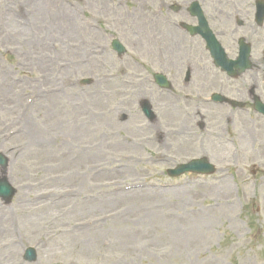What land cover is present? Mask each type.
Masks as SVG:
<instances>
[{
	"label": "rangeland",
	"instance_id": "obj_1",
	"mask_svg": "<svg viewBox=\"0 0 264 264\" xmlns=\"http://www.w3.org/2000/svg\"><path fill=\"white\" fill-rule=\"evenodd\" d=\"M194 1L225 47L249 33L251 58H261L255 0H0V154L16 190L11 203L0 200V264H264V119L247 105L200 148L151 83L171 60L173 31L184 49L201 41L180 26L197 24ZM185 51L177 91L208 97L205 75L183 83L195 58ZM247 73L235 81L237 97L257 74ZM195 105L176 108L178 119ZM200 155L216 174L168 176ZM28 248L35 262L24 260Z\"/></svg>",
	"mask_w": 264,
	"mask_h": 264
},
{
	"label": "flooded vegetation",
	"instance_id": "obj_2",
	"mask_svg": "<svg viewBox=\"0 0 264 264\" xmlns=\"http://www.w3.org/2000/svg\"><path fill=\"white\" fill-rule=\"evenodd\" d=\"M246 14L250 16V13L248 10H246ZM248 26L251 28L250 21H247ZM246 34V33H245ZM175 42H178V48L175 47ZM225 53L227 55V61H234L238 54H239V41H226L225 47L220 41ZM196 43V48H194ZM188 48L184 49L183 41H170L167 53L171 56V66H169L170 62L167 58H165V54H160L161 60L163 57L166 59L165 64H161V68H164L163 70H160L158 73H161L165 76L167 80V90L165 91L166 97H168V100L172 106H175V108H171L169 115L175 120L182 123L183 128L185 126V129L188 130V136L190 138V141H195V139H199V147L202 148V146L205 145L206 138L209 137H221L218 135L221 134L222 131H225V134H227L228 130H215L214 125L222 124L224 123L227 128L232 127L234 124L233 116L234 113L238 112V109L247 110L246 112H242L241 114H249V106L251 109L254 110V107L256 106L257 102L260 101L264 104V62H261V60L264 61V52L262 51L261 58H251V65L252 68L250 70H247L245 73L241 74L240 76L237 75V71L233 70L231 72L224 70L221 67H217L215 65V62L212 60L210 54L208 53L206 49V45L204 41H187ZM245 44H248L251 48L254 46V41H245ZM192 48H190V47ZM200 46V48L198 47ZM182 50L185 51L186 57L191 56L192 53L194 54L195 58L194 60H188L184 63V79L183 83L188 84L191 80V77L194 73V75H197V77L201 78V74L205 75L206 78H201V80L204 82L203 85H208L210 90L208 91V97L201 98V95H187L182 94L177 91V81L175 77L173 76V72L175 71L174 68L180 69L181 65V54ZM189 54H188V53ZM252 54V49H251ZM197 56H199V59L197 60ZM156 57L159 58V55L156 54ZM253 60H258L257 64L253 63ZM162 61V60H161ZM226 67L228 66L226 63H223ZM197 71V72H195ZM256 71V76L250 75V85L247 89L246 96L237 97L238 93L237 90L234 87L235 81L239 79L242 75L248 74L247 72ZM263 80V81H262ZM154 86L159 89V86L153 81ZM263 85V86H262ZM182 88V87H180ZM262 89V90H260ZM160 90V89H159ZM198 96V97H196ZM194 100H198L200 102V105H195L194 107L190 108H184V118L178 119V113L175 110L176 108H183V105L188 102H193ZM248 100L250 104H248ZM176 101L179 103L177 105ZM171 106V107H172ZM213 110V111H212ZM219 110H225L226 112L223 114L224 118L217 117L221 116L222 112ZM154 120V123L157 121ZM156 121V122H155ZM213 125V127H211ZM192 128V129H190ZM251 135L254 134V132L250 133ZM160 139L162 138V135L159 136ZM227 141V140H226ZM229 141H232L231 139H228L227 146L225 148H221V150H228L231 148L229 145ZM209 145V144H207ZM223 146V147H224ZM201 152V151H200ZM221 154V153H219Z\"/></svg>",
	"mask_w": 264,
	"mask_h": 264
},
{
	"label": "water",
	"instance_id": "obj_3",
	"mask_svg": "<svg viewBox=\"0 0 264 264\" xmlns=\"http://www.w3.org/2000/svg\"><path fill=\"white\" fill-rule=\"evenodd\" d=\"M260 5L263 6V7H261V10L259 12L260 13L259 14V21H260V24H262V22L264 20V3L260 2ZM193 9H194L193 10L194 15L199 17L200 26L197 28H191L190 27L189 31L191 32V34L196 35V34L200 33L206 39V41H215V37L210 32V30L207 26V23L203 17L201 10L199 9V7L195 6V4H193ZM114 48L119 52V54L125 53V49L123 48L122 45L119 44V42H115ZM247 61H248V58H247ZM245 62H246L245 60H242V61H238L236 63H232L231 65L232 66L235 65L238 68V70H243V63H245ZM144 104L146 106V112L149 114L150 113V110H149L150 106L148 105L147 102H145ZM259 109L264 112V107L260 108V106H259ZM0 166L2 167L3 171H5L7 169V166H8V161L1 155H0ZM187 172L212 174V173H214V169L211 165L208 164L207 160H202V161H194L187 166H181L175 171H170V174L172 176H179V175H182V174L187 173ZM15 194H16V190L12 189V187L9 185L7 177H5V176L1 177L0 178V198L3 199L4 201H6L7 203H9V202H11V200ZM25 259L29 262L36 261L35 252L33 250H28L26 252Z\"/></svg>",
	"mask_w": 264,
	"mask_h": 264
},
{
	"label": "bare ground",
	"instance_id": "obj_4",
	"mask_svg": "<svg viewBox=\"0 0 264 264\" xmlns=\"http://www.w3.org/2000/svg\"><path fill=\"white\" fill-rule=\"evenodd\" d=\"M173 35H174V37H173V40L172 41H177V39L179 38V36H178V34L177 33H174V31H173ZM137 42H140V41H137ZM175 47H176V49L178 48V42H175ZM32 130V129H31ZM225 147H227V146H224V148Z\"/></svg>",
	"mask_w": 264,
	"mask_h": 264
}]
</instances>
